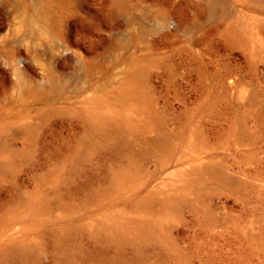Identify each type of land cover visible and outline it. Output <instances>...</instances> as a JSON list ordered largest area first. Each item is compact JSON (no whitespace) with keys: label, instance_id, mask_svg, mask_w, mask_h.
<instances>
[{"label":"rangeland","instance_id":"374dc122","mask_svg":"<svg viewBox=\"0 0 264 264\" xmlns=\"http://www.w3.org/2000/svg\"><path fill=\"white\" fill-rule=\"evenodd\" d=\"M0 264H264V0H0Z\"/></svg>","mask_w":264,"mask_h":264}]
</instances>
